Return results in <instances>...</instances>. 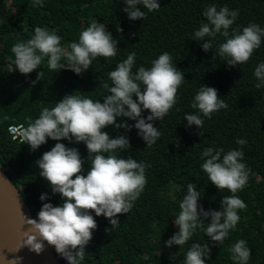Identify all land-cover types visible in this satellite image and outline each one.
<instances>
[{"label":"trees","instance_id":"obj_1","mask_svg":"<svg viewBox=\"0 0 264 264\" xmlns=\"http://www.w3.org/2000/svg\"><path fill=\"white\" fill-rule=\"evenodd\" d=\"M158 2L160 8L154 11L139 6L145 11V18L131 21L123 12L124 0H0V171L19 191L33 219L42 203L60 206L62 198L53 195L48 182L40 177L36 161L56 143H63L79 150L86 175L91 166L86 146L48 139L33 152L25 142L13 141L7 128L18 124L27 128L39 118L42 107L52 109L65 95L103 103L109 94L103 84L112 86L109 73L129 54H136L134 74L141 66L150 69L152 62L167 52L185 80L178 88L174 107L162 120L153 122L161 133L157 142L148 147L134 127L131 131L113 126L103 129L111 138L124 135L129 139L130 147L117 149L115 154L143 162L147 183L131 210L117 217L120 221L117 228L106 231L111 228L108 219L91 213L97 229L85 248L82 264H184L193 244L209 245L210 259L205 264H235L230 248L239 240L246 241L250 249L248 264H264V87H255L259 81L254 76L255 68L264 63V37L248 62L231 68L217 54L219 44L225 42L221 35H217L209 52L202 50L204 41L194 40V32L207 22L203 12L211 5L218 10L227 6L239 12L230 33L233 29L242 32L253 23L264 29V0ZM93 22L103 24L118 41L115 57H97L79 76L65 69L49 70L47 58L27 76L14 70L11 49L17 42L30 39L35 28L55 32L67 52L70 44L78 42L80 33ZM118 28L122 31H117ZM61 63L66 60L62 58ZM40 72L42 75L37 79ZM202 86L215 88L228 107L214 112L210 119L201 114L204 124L198 130L195 125H187L185 116L198 114L191 104ZM142 115L146 118L149 113L144 111ZM121 119L117 118L116 123ZM124 119L128 125L135 124ZM237 139L245 140L246 144L238 145ZM209 147L223 149L222 156L230 150L243 151L241 162L249 170L248 181L236 195L246 208L238 211L240 220L222 243L213 244L206 236L209 219L185 245L169 248L165 242L178 231L170 223L179 215V205L188 194L189 184L197 186L198 203L205 211H220L223 197L232 195L227 189L218 190L202 170L207 158L202 160L201 154ZM43 193L49 199L42 202L39 198ZM50 249L59 264H67L54 248ZM112 255L117 257L116 262Z\"/></svg>","mask_w":264,"mask_h":264},{"label":"clouds","instance_id":"obj_2","mask_svg":"<svg viewBox=\"0 0 264 264\" xmlns=\"http://www.w3.org/2000/svg\"><path fill=\"white\" fill-rule=\"evenodd\" d=\"M124 3L123 12L131 21L145 18L146 13L139 6L147 11L160 8L158 0H124ZM203 15L207 22L194 32V40L204 41L202 50L209 52L217 35H221L225 42L219 44L217 54L226 60L228 67L245 64L254 50L261 46L264 29L257 24H249L242 32L235 29L229 32L239 15L237 10H229L227 6L218 10L211 5ZM117 31L122 29L118 28ZM60 41L61 37L55 32L35 28L30 39L17 42L12 47L14 70L27 76L47 58L49 70L65 69L79 76L89 69L97 57L109 59L117 54L118 41L103 24L95 22L80 33L78 42L70 44V51L66 52L60 46ZM62 58L66 63H61ZM135 58L134 52L129 54L109 73L112 86L103 84L109 93L103 98V103L74 94L65 95L52 109L42 107L39 118L20 133L22 142L33 152L46 144L48 139L83 143L91 166L84 175L85 161L79 150L59 142L36 161L41 170L40 177L48 182L53 195H60L63 203L60 206L42 203L35 219L22 215L27 229L17 251L27 247L40 255L47 244L67 264H82L85 248L97 229L96 219L91 213L108 219L111 228L106 231L115 229L120 223L117 217L128 213L143 192L147 183L146 165L131 157H118L116 150H127L130 147L129 139L124 135L111 138L103 129L113 126L131 131L134 127L148 147L155 144L161 133L153 122L162 120L174 107L178 88L185 78L182 71L173 65L172 57L167 52L154 60L150 69L141 66L133 74ZM41 75V72L38 73L37 79ZM254 76L259 81L255 87H264V63L255 68ZM191 107L198 114L186 115L185 121L189 127L195 125L199 130L204 124L201 114L210 119L214 112L228 105L220 99L215 88L202 86ZM144 111L149 113L146 118L142 115ZM117 118H122L120 123H116ZM124 118L135 121V124L128 125ZM198 134L202 135L200 132ZM236 143L244 145L246 141L237 139ZM223 152V149L206 148L201 159H207L201 167L218 190L227 189L232 195L223 197L220 211H205L198 203L200 193L196 190L197 186L189 184L188 194L180 203L179 215L174 220L178 231L165 242L167 247L185 245L193 232L204 227L209 219L205 231L213 244L222 243L238 224V211L245 209L246 204L236 193L247 184L249 170L241 162L243 151L230 150L222 156ZM39 199L43 202L49 197L43 193ZM230 251L235 264H248L251 253L246 241L239 240ZM206 259H210L209 245L193 244L186 253L184 264H205Z\"/></svg>","mask_w":264,"mask_h":264},{"label":"water","instance_id":"obj_3","mask_svg":"<svg viewBox=\"0 0 264 264\" xmlns=\"http://www.w3.org/2000/svg\"><path fill=\"white\" fill-rule=\"evenodd\" d=\"M32 218L15 186L0 171V264H59L50 247L40 255L20 248L27 229L23 216Z\"/></svg>","mask_w":264,"mask_h":264},{"label":"built area","instance_id":"obj_4","mask_svg":"<svg viewBox=\"0 0 264 264\" xmlns=\"http://www.w3.org/2000/svg\"><path fill=\"white\" fill-rule=\"evenodd\" d=\"M23 129L25 128L21 124L12 125L7 128V132L13 141H17L18 143H21L22 137L20 133L22 132Z\"/></svg>","mask_w":264,"mask_h":264},{"label":"rangeland","instance_id":"obj_5","mask_svg":"<svg viewBox=\"0 0 264 264\" xmlns=\"http://www.w3.org/2000/svg\"><path fill=\"white\" fill-rule=\"evenodd\" d=\"M69 43H70V41L67 42L66 47L69 45ZM65 49H66V48H65ZM170 226L175 227L174 222H171V223H170ZM111 259H112L113 261H115V262L118 260L117 257H116L115 255H112V256H111Z\"/></svg>","mask_w":264,"mask_h":264}]
</instances>
